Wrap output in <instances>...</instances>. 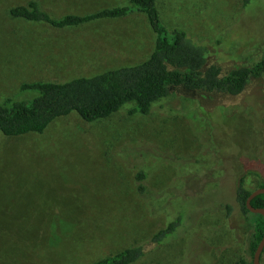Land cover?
Wrapping results in <instances>:
<instances>
[{
	"label": "rangeland",
	"instance_id": "374dc122",
	"mask_svg": "<svg viewBox=\"0 0 264 264\" xmlns=\"http://www.w3.org/2000/svg\"><path fill=\"white\" fill-rule=\"evenodd\" d=\"M28 1L0 0V101L30 98L32 92H19L22 82L136 64L152 48L143 13L66 28L7 13ZM35 1L54 18L127 4ZM156 8L167 29L184 30L221 65L262 57L264 0L244 7L239 0H156ZM128 107L93 122L71 112L41 133H0V264H86L149 239L179 213L175 236L135 264L249 258L234 191L241 175L248 190L264 178V74L210 109L175 95L145 115L128 114ZM137 171L145 173L141 194Z\"/></svg>",
	"mask_w": 264,
	"mask_h": 264
},
{
	"label": "trees",
	"instance_id": "16d2710c",
	"mask_svg": "<svg viewBox=\"0 0 264 264\" xmlns=\"http://www.w3.org/2000/svg\"><path fill=\"white\" fill-rule=\"evenodd\" d=\"M239 1L244 7L250 0ZM134 11L143 13L154 33L152 48L144 60L63 81L22 82L19 92L33 94L30 98L8 97L0 101V133L4 136L41 133L52 120L71 112L85 122L109 117L125 106H129L128 114L145 115L156 101L169 95L196 100L202 109H210L242 94L251 79L264 74L263 57L252 65L232 67L207 58V48L195 44L184 30L167 29L161 23L156 0H127L124 5L102 7L84 14L67 13L57 18L42 10L35 0H30L10 7L7 13L13 18L66 28L104 18H120ZM144 177L142 171L134 174L140 194L144 190ZM256 187H264V178ZM250 191L244 186V175L239 176L234 200L245 215L249 230L246 243L249 258L241 257L235 264H251L253 251L264 234L263 217L245 207ZM250 204L264 207V193L252 197ZM224 209L229 213L230 206L226 204ZM182 220L181 213L176 214L149 239L86 264H135L146 253L173 238Z\"/></svg>",
	"mask_w": 264,
	"mask_h": 264
},
{
	"label": "water",
	"instance_id": "95a60500",
	"mask_svg": "<svg viewBox=\"0 0 264 264\" xmlns=\"http://www.w3.org/2000/svg\"><path fill=\"white\" fill-rule=\"evenodd\" d=\"M262 57L264 59V43L262 47ZM260 193H264V187H256L255 189L251 190L245 200V207L249 212L254 214H260L264 219V207H253L250 204L251 198ZM263 247H264V234L262 235L261 239L259 240L253 251L251 264H260V255L262 253Z\"/></svg>",
	"mask_w": 264,
	"mask_h": 264
}]
</instances>
